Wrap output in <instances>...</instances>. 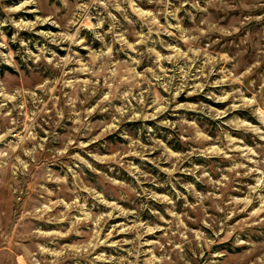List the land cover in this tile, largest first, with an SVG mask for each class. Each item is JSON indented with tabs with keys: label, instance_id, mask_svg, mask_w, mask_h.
Segmentation results:
<instances>
[{
	"label": "rangeland",
	"instance_id": "obj_1",
	"mask_svg": "<svg viewBox=\"0 0 264 264\" xmlns=\"http://www.w3.org/2000/svg\"><path fill=\"white\" fill-rule=\"evenodd\" d=\"M0 264H264V0H0Z\"/></svg>",
	"mask_w": 264,
	"mask_h": 264
}]
</instances>
